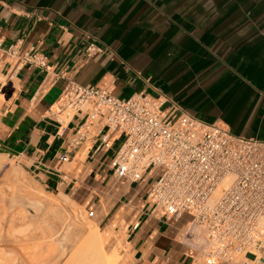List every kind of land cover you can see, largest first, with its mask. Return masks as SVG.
<instances>
[{
  "label": "crops",
  "instance_id": "crops-1",
  "mask_svg": "<svg viewBox=\"0 0 264 264\" xmlns=\"http://www.w3.org/2000/svg\"><path fill=\"white\" fill-rule=\"evenodd\" d=\"M89 43L102 52L87 57ZM14 44L19 58L0 54V155L91 212L107 243L124 241L123 264H199L191 217L148 204L152 170L112 179L122 138L105 148L85 114L60 126L48 110L73 81L264 139V0H0V46ZM31 50L46 68L20 62Z\"/></svg>",
  "mask_w": 264,
  "mask_h": 264
},
{
  "label": "built area",
  "instance_id": "built-area-1",
  "mask_svg": "<svg viewBox=\"0 0 264 264\" xmlns=\"http://www.w3.org/2000/svg\"><path fill=\"white\" fill-rule=\"evenodd\" d=\"M101 52L94 43L85 49L87 57ZM0 54L19 58L18 44L0 46ZM20 62L46 68V58L36 50L22 54ZM163 106L150 95L119 99L106 88L68 81L48 116L62 126L85 114L82 128L87 123L105 128V148L115 135L121 137L112 179L133 184L152 170L156 182L148 204L175 221L191 217L204 240L193 252L199 264H264V139L176 117Z\"/></svg>",
  "mask_w": 264,
  "mask_h": 264
},
{
  "label": "bare ground",
  "instance_id": "bare-ground-1",
  "mask_svg": "<svg viewBox=\"0 0 264 264\" xmlns=\"http://www.w3.org/2000/svg\"><path fill=\"white\" fill-rule=\"evenodd\" d=\"M7 159L0 155V170ZM9 166L0 175V264H123L66 196L54 202Z\"/></svg>",
  "mask_w": 264,
  "mask_h": 264
},
{
  "label": "rangeland",
  "instance_id": "rangeland-1",
  "mask_svg": "<svg viewBox=\"0 0 264 264\" xmlns=\"http://www.w3.org/2000/svg\"><path fill=\"white\" fill-rule=\"evenodd\" d=\"M2 156H4V155H2ZM6 159H7V157H6ZM9 165H12V166H15V167H18V165L16 164V163H14L13 161H11V160H9V159H7V164H5V166H4V168L3 169H1L0 171V175H3L4 173H5V171H7L9 168H10V166ZM20 167V166H19ZM22 171V173H23V175L24 176H26V178H28V180L29 181H31L32 182V184H34L38 189H40V191H41V194H43V195H46V196H51L52 198H54L55 199V201H54V199H53V201L54 202H57V199H58V195H55V194H53V193H49V192H47L46 191V189L43 187V186H41L34 178H33V176L30 174V173H28V172H26L24 169H22L21 170ZM3 173V174H2ZM40 194V195H41ZM39 195V196H40ZM71 202V201H70ZM72 203V202H71ZM74 203V202H73ZM73 205H75V209L79 212V214L80 215H83V217L86 219V221L90 224V226L92 225L94 228L95 227H99V229H98V232L100 233V235L102 236V240H103V243L105 244V247H106V250H108L109 252H111V253H115L116 251V254H118V255H120L119 257H120V259H122L123 260V258H124V254H122L121 252H124V250H125V247L123 246V244H124V241H121V240H119V241H117V242H115L114 243V240L113 241H109L108 243L105 241V235L103 234V232H104V230H105V225L104 224H101V225H98V220L96 219V217H89V215H88V213H87V211L85 210V209H82L81 207H78L75 203L73 204ZM67 207H72V206H69V205H66ZM31 213L32 214H34L33 213V211H31ZM96 224H97V226H96ZM191 226L193 227V231H195L194 232V242H195V247L198 249V248H200L201 247V245L202 244H204V240H203V237H202V234H201V231H200V229L199 228H197V227H195L194 225H192L191 224ZM93 228V229H94ZM191 230V231H192ZM117 243V244H116ZM115 244V245H114ZM114 247V248H113ZM118 248H119V250H118ZM196 249V252L198 251ZM114 250V251H113ZM118 252H120V253H118ZM123 256V257H122ZM196 259H197V262L198 263H200V258H199V256L198 257H196Z\"/></svg>",
  "mask_w": 264,
  "mask_h": 264
}]
</instances>
